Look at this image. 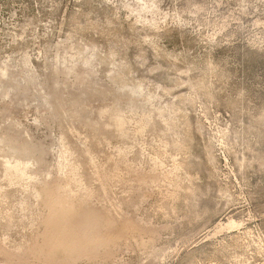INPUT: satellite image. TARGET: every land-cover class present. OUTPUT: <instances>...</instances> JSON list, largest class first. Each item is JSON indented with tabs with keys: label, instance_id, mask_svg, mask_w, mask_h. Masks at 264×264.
Here are the masks:
<instances>
[{
	"label": "rangeland",
	"instance_id": "rangeland-1",
	"mask_svg": "<svg viewBox=\"0 0 264 264\" xmlns=\"http://www.w3.org/2000/svg\"><path fill=\"white\" fill-rule=\"evenodd\" d=\"M0 264H264V0H0Z\"/></svg>",
	"mask_w": 264,
	"mask_h": 264
}]
</instances>
